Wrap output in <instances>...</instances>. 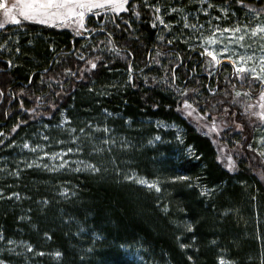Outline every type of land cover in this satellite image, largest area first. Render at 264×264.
<instances>
[{
  "label": "trees",
  "instance_id": "16d2710c",
  "mask_svg": "<svg viewBox=\"0 0 264 264\" xmlns=\"http://www.w3.org/2000/svg\"><path fill=\"white\" fill-rule=\"evenodd\" d=\"M147 1L167 9L168 27L158 23L151 27L155 13L145 6ZM210 1L226 8L230 17L249 13L235 0ZM201 3L130 0L129 10L112 16L110 22L101 15L99 21L107 29L98 28L89 38L31 22L3 30L9 37L0 51V88L6 92L10 87L15 99L9 118L4 114L11 98L0 106V132L5 133L0 137L5 140L0 145V231L13 241L0 240V259L6 264H139L124 248L140 250L151 264H219L220 257L228 264L264 260L262 167L247 148L255 135L254 124L245 103H233L232 92L213 95L208 90L203 75L207 70L192 47L195 33L185 30L180 20L181 15L200 10ZM244 3L264 6V0ZM173 7L178 11L171 12ZM96 56L97 69L88 71L86 61ZM156 59L161 60L157 67ZM173 72L178 76L174 82ZM220 81L233 89L231 75ZM18 98L36 112L22 113ZM184 99L209 113L205 123L215 118L227 125L220 138L200 131L197 126L205 123L196 122L198 113L193 118L177 111ZM62 112L70 120L68 130L59 127ZM21 121L17 132L11 133ZM156 122L181 127L183 145L179 147L176 133L164 132ZM157 135L162 140L156 143ZM45 136L55 146L76 137L78 159L99 171L75 165L26 167L25 162L31 163L36 155L24 150L23 143L42 144ZM13 140V146H6ZM227 140L234 146L241 143L244 151L232 171L218 146ZM188 145L195 158L186 156ZM185 160L190 162L183 168L174 167V162ZM129 175L156 182L161 191L125 179ZM176 175L189 179L173 181ZM203 188L211 189L210 194L201 196ZM56 252L62 255L57 257Z\"/></svg>",
  "mask_w": 264,
  "mask_h": 264
},
{
  "label": "snow or ice",
  "instance_id": "6c2138e0",
  "mask_svg": "<svg viewBox=\"0 0 264 264\" xmlns=\"http://www.w3.org/2000/svg\"><path fill=\"white\" fill-rule=\"evenodd\" d=\"M201 2L203 3L204 0H201ZM235 3L240 4L244 7H248V5H246L244 3V0H235ZM129 0H0V11H2L3 13V19H0V29L5 28V26L8 23H13L16 25H21L23 22H33V23H39L42 25H47L49 27H56V28H60V27H64L66 25H68L69 23L75 26V34L78 36H83L84 34H89L91 35L92 32L96 31L97 29H89L87 27V21L89 19V17H95L97 19H99L103 14H107V13H113L116 15H119L121 12H127L129 10ZM149 8H152L154 10V19L151 20V27L152 28H156L157 27V22H159L160 25H163L165 27H168V25L165 23V20L162 18V16L160 15L161 13V8L159 6L156 5H145ZM213 8V3L208 2L207 3V7L206 8H202L201 11H203L204 15H209V9ZM171 12H177L178 9L173 7L170 9ZM134 15L139 18L140 17V12L139 11H135ZM257 16H259V13H257ZM217 20L221 19L220 16L216 17ZM188 18L184 17V27L188 28V27H192L193 29H195L197 27V25L192 24L189 25V23L187 22ZM125 23L127 24V26L130 28L131 24L128 23L127 21H125ZM106 27V25H105ZM199 27L203 28V25H200ZM100 31H103V28L100 29ZM216 31L218 32H227L231 34V39L230 42H232V40H235L236 43H240L241 41L245 40V36L246 35H251L252 37H256L257 34L259 33L261 35V38H264V24L262 23H256L254 26H251L249 24H244V25H236L232 28H217ZM237 33H240V35H236ZM159 39L163 40L164 37L160 36ZM111 42V41H109ZM172 41L169 40L168 43H171ZM215 41L212 39V37L210 36L207 40V43H214ZM29 43H31V41H29ZM240 47H245L244 44L240 43ZM5 48L4 44H0V50H3ZM15 51L17 53H19L21 51V49L19 47H17L15 49ZM230 50L225 47L220 49L221 53H227ZM207 56L211 57L212 61L215 64H220V59L218 58V55L215 51H211L208 50L207 48H205L204 53ZM157 55H159V53H157ZM232 57H236L235 59H233ZM81 60L84 59V57L81 55L79 57ZM228 59H231L232 64L234 66V70L237 74H241L239 76L240 79H244L245 76L242 74L248 73L251 75V77L253 79L259 80L261 82V84H264V54H261L258 58L259 63H256V56L255 54L253 55H238L236 54V52L233 50L231 56L226 57ZM100 60L99 56H96L92 59H88L86 61V63L88 65H90V68L92 70L97 69V61ZM252 62L251 65H249L248 62ZM8 66L12 67L13 66V61L12 60H8ZM131 69V66H130ZM45 72L48 71V69H44ZM66 71L70 72L72 75H76V73H72L71 69H67ZM211 74V73H210ZM175 79V75L173 72V82ZM129 81H131V76L129 77ZM29 82L31 83V78L29 79ZM62 86V85H61ZM134 86V85H133ZM185 93H182V95H184ZM3 95V92L0 91V96ZM58 95V93H57ZM244 95H249L248 92H245ZM235 96L236 97H240L241 96V92L240 91H236L235 92ZM39 99V98H37ZM260 100L264 101V91L260 92ZM233 103H235V101H233ZM20 107L23 109L24 108V104L23 101H21ZM53 107H55V105H53ZM249 108L252 107V105H248ZM260 108L264 109V103L260 104ZM183 110L185 115L187 116H192L193 113H198L197 114V121H201V120H208L209 119V113L207 111L204 110H197L195 108H193L192 104L189 103L188 99H184L182 104L179 105L177 107V111H181ZM25 111L31 113H35L36 109H25ZM106 111V110H105ZM225 111H227V109H225ZM6 115V114H4ZM253 115H258L260 116L262 119H264V112H260V113H253ZM24 123V121H21L20 123L15 124L12 128H11V133H16L17 129L20 128V124ZM158 126H160L158 124ZM164 127H167V125H164ZM204 127L208 129L209 132H215L217 135H219V133L221 131H223L224 129L227 128V125L221 121L219 124L216 122L215 118H211V124H204ZM237 128H242V125H237ZM75 131V130H73ZM80 132H84L85 129L81 128L79 129ZM105 132H108L109 130L107 128L104 129ZM5 133L0 132V137L4 136ZM45 140L48 139L47 136L44 137ZM176 139L177 140H181V135H180V131L177 130V134H176ZM155 140L156 141H160L162 140V137L160 135L155 136ZM107 143V141H105ZM149 143H152V141H149ZM15 144V141L13 140L11 142V144L6 145V146H13ZM0 145H5V140L4 139H0ZM40 145H36L35 148L32 149V151H36L37 148H39ZM188 151L191 153L193 151L192 146L188 145ZM248 147L251 149L252 145H248ZM23 148L25 149H29L30 145L27 142L23 143ZM73 149L69 148L67 149V152H72ZM261 155H264V152L260 153ZM49 153L44 152L43 156H48ZM43 156L41 157V159H43ZM57 154H52V159H56ZM190 161H176L174 162V167L177 168H183L184 164L189 163ZM66 164H68L67 160H64L61 157V163L58 165V167H64ZM25 166L26 167H32L33 164L32 163H27L25 162ZM39 166V165H38ZM45 168L49 167L47 164L43 165ZM227 168L229 169V171L234 170L235 168V161L233 160L232 156L229 155L227 157ZM88 167L91 169V171L93 172H97L99 171L98 168H96L93 165H88ZM19 172L17 171L15 173V175L18 177L19 176ZM125 179L127 180H133V176H126ZM189 177L186 175H176L172 177L173 181H185L188 180ZM261 179H264V175L261 176ZM137 184L140 185H146L149 188H154L157 192L161 191L159 185L156 182H152L150 183L147 179H137L135 181ZM189 187H191L192 185L189 184ZM199 187V185H197ZM67 191V190H65ZM211 192V189L209 188H203L200 192L201 196H207L209 195ZM11 197H15L17 199H19V194L18 193H12ZM9 197V198H11ZM3 198V193L0 192V199ZM256 197L252 196V200H255ZM187 230L188 231H192L193 230V225L192 224H188L187 226ZM0 240H6L7 243L12 244L13 241H11L10 239H8L5 234L3 233V231H0ZM181 248H185L188 247V245L186 244H181L180 245ZM26 249L28 252H32L33 249L31 248L30 245L26 246ZM43 253H41L42 255ZM55 255L57 257L61 256L62 253L60 252H56ZM192 257H189V260H191ZM0 264H6V260L5 259H0ZM219 264H226L225 260L223 257L219 258ZM261 264H264V260L261 261Z\"/></svg>",
  "mask_w": 264,
  "mask_h": 264
},
{
  "label": "rangeland",
  "instance_id": "374dc122",
  "mask_svg": "<svg viewBox=\"0 0 264 264\" xmlns=\"http://www.w3.org/2000/svg\"><path fill=\"white\" fill-rule=\"evenodd\" d=\"M130 1V0H129ZM165 1V0H162ZM211 2L210 0H204L203 3H201L198 7L200 10H197L196 13H191V14H187V15H181L180 20L183 23V27H184V17H187L188 20L187 22L189 23V25L195 24L197 25V27L195 29H193L192 27H188L185 28V30L188 31H192L193 33H195V37H194V42L192 44V47L195 48V50L199 51L200 53V57L204 58L205 63H204V67L207 71H209L211 74H216L217 70L219 69V67H222L223 73L225 75H232L234 77V81L233 84H236L237 86L240 85H244L245 87L248 88H252V92L253 93H257L256 96L250 97L249 95H244L245 92H241L240 90H234V92H232V96L234 97V101L235 102H239L241 100V102H243L244 105H252L251 108H249L248 106L246 107V110H249V117L252 120V124H254L255 127V135H253L252 138V142L251 144L249 143L248 145H252V148L250 149L249 147H247L250 151H253L254 154L257 156L256 158H258L257 160L259 161L258 163H260L261 165V170H259L260 175H264V155H261V152H264V119H262L260 116L258 115H253V113H260V112H264V109L260 108V104L264 103V101L260 100V93L258 94V92L264 91V84H261V82L259 80L253 79L251 77L250 74L245 73L242 74L245 76L244 79H240L239 76L241 74H237L234 70V66L232 64L231 59H228L226 57L231 56L232 51L234 50L238 55H253L255 54L256 56V63H259V56L261 54H264V38H261V35L258 33L256 37H252L250 34L245 36V40L241 41L240 43L244 44L245 47H240V43H236L235 40H232V42H230L231 39V34L227 33V32H218L216 31L217 28L223 29V28H232L236 25H244V24H249L251 26H254L256 23H262L264 24V6H260V7H256L253 8L251 6L248 5L247 9L249 10V13H246V15L244 16H238V15H234L233 17H230L229 12L226 8H222L219 6H216L215 4H213V8L209 9V15H204L203 11H201L202 8H206L207 7V3ZM212 3V2H211ZM147 5H156L159 6L161 8V13L160 15L162 16V18L165 20L166 22V16L164 15V12L167 9H164L161 7V3L159 4H154L152 1H147ZM201 11V12H199ZM123 13V12H121ZM120 13V14H121ZM218 13V15H216ZM257 13H259V16H257ZM106 16L107 22H110V20L112 19V16L116 15L113 13H107V14H103ZM220 16L221 19L217 20L216 17ZM0 19H3V13L2 11H0ZM105 22V23H107ZM23 23H28V22H23ZM22 23V24H23ZM33 23V22H31ZM159 24V22H157ZM21 24V25H22ZM39 24V23H36ZM92 26H89V25ZM42 25V24H40ZM200 25H203V28L199 27ZM7 26H17L16 24L13 23H8L5 28ZM47 26V25H44ZM159 26H162L159 24ZM49 27V26H48ZM87 27L89 29H107V26L105 27L104 23L100 22L99 19L95 18V17H89L88 21H87ZM171 27V26H170ZM0 29V44H3L2 41H5L9 36H6L3 34V30L5 29ZM58 29H68L69 31L72 32L73 35L77 36V37H81V38H89L91 35L89 34H84L83 36H78L75 34V26L72 24H68L64 27H60ZM93 33V32H92ZM91 33V34H92ZM236 35H240V33H237ZM212 37V39L215 41L214 43H207V40L209 37ZM6 38V39H5ZM5 45V44H4ZM101 46V45H100ZM6 47V45H5ZM227 47L230 51L227 53H221L220 49ZM205 48H207L208 50L211 51H215L218 55V58L220 59V64H215L211 57L207 56L204 53ZM5 49V48H4ZM1 51V50H0ZM233 59H235L236 57H232ZM155 65L156 67L159 66L161 64V60L156 59L155 60ZM249 65L252 64V62H248ZM88 71L92 70L89 67L87 68ZM83 71V70H82ZM131 71H133V69H131ZM256 86V87H255ZM210 91L213 93L214 92V87L211 86ZM236 91H240L241 92V96L240 97H236L235 96V92ZM228 97V96H227ZM240 102V103H241ZM248 102V103H247ZM191 104V103H190ZM184 113V111H183ZM40 117H45L47 115H43V113H38L37 114ZM185 115V113H184ZM187 116V115H185ZM193 118H194V113H193ZM190 116V117H192ZM188 117V116H187ZM190 121L193 123V120L190 119ZM196 122H199L196 120ZM200 122H206V120H201ZM158 124L160 126H158ZM211 124V123H210ZM156 125L158 128L164 130V132L168 133V132H174L177 134V130L180 131V134H182L183 129L175 124L172 123H164V122H156ZM164 125H167V127H164ZM70 126V120L67 118L66 114H64L63 112L61 113L60 116V125L59 127L62 128L63 130H68V127ZM199 127L200 131H204L203 133H207L208 135L214 137V135H217L215 132H209L208 129L203 127V125H199L197 126ZM97 130L96 128H94V131ZM99 130V129H98ZM238 130V129H236ZM72 131V130H71ZM238 133H240V131H237ZM73 132L70 133V137L73 136ZM109 134H107L108 137ZM221 135V134H219ZM217 135L219 138L220 136ZM245 137V134H243ZM85 139H89V137L85 136ZM76 140H78L76 137L70 142V143H64V142H59L58 144H56V146L52 143L49 142V138L47 140H45L44 138H42L41 141H44L42 144H34L32 141L27 142L30 145L29 149H25L26 151H31L32 154H35L36 157L33 158V161L31 162L33 165H39L38 167L47 164L49 167L47 168H52V169H62L65 167H70L71 165H75L78 168H87L88 165L85 162L81 161V158L78 159V157L81 156V152L80 150H77L76 146H78V144L76 143ZM214 140L217 141V137L215 136ZM179 141V147H181L183 145V140L181 137V140ZM218 142V141H217ZM223 142V141H222ZM227 142V144H226ZM226 142L223 143H218L219 149L221 150V155L227 165V157L229 155L232 156L233 160L236 162V159L238 156H242L244 151H243V146H241L242 144L240 143L239 145L235 143L234 145L232 144V142L230 140H227ZM103 143V142H102ZM157 143V141H156ZM105 144V143H104ZM36 145H40L39 148L36 149V151H32L33 148L36 147ZM43 145H45L44 147H42ZM76 145V146H75ZM95 145H97L96 143H93V147H96ZM63 146L64 148L59 150L56 149L57 147ZM72 148L73 151L72 152H67V149ZM47 152L49 153L48 156H43V153ZM186 156L188 158H195V154L194 151H192L191 153L187 150H185ZM52 154H57L56 159H52ZM43 156V159H41V157ZM61 157L64 160L68 161V164H66L64 167H58V165L61 163ZM259 169V168H258ZM137 179H145L141 176H137V175H133V181H136ZM264 182V179H262ZM150 183H152L151 181H149ZM140 185V184H139ZM144 187H147L146 185H141ZM149 188V187H147ZM150 189H154V188H150ZM126 253L134 260H136L139 264H151L149 262H147L145 260V258H143V256L141 255L140 250L137 249H131V248H124ZM2 257V256H1ZM226 262V261H225ZM226 264H228V262H226Z\"/></svg>",
  "mask_w": 264,
  "mask_h": 264
},
{
  "label": "flooded vegetation",
  "instance_id": "af4514ba",
  "mask_svg": "<svg viewBox=\"0 0 264 264\" xmlns=\"http://www.w3.org/2000/svg\"><path fill=\"white\" fill-rule=\"evenodd\" d=\"M201 61H202L201 67H204V63H205L204 58L201 57ZM174 75H175V79L174 80L177 81L178 80V76H177V74H174ZM203 75L205 77H207V81H208L207 88H208V90L211 89V85L213 84V87H214V92L212 93L213 95L219 94V93L227 94L229 92H234V90H240L241 92H248L250 97H253V96L257 95V93L255 94V93L252 92L253 88H248V87H245L244 85L237 86L236 84H233L234 77L232 75H231V82H229V83L231 84V87H233V89L230 88V86L227 84V82H225V81L221 82L220 81L221 78L225 75L223 73L222 67H219V69L217 70V73L214 74V75L210 74L209 71H205V73H203ZM0 91L3 92V95L1 96V100H0V106L5 102V100L7 98H11V101L6 105V108H5L6 118H9V117H11V114L9 113L10 107H11V104L15 100L14 97L12 96V89L10 87H8L6 92H5L2 88H0ZM260 92H261V90H260ZM260 92H258V94ZM21 101H23V100L21 98H18L19 107H20ZM33 103L34 104H32V105L35 106V102H33ZM23 104H24V108L22 109L20 107L21 112L30 114L29 112L25 111V109H32V108L28 107L27 104L24 103V101H23ZM247 106L248 105H245V108ZM34 109H36V108H34ZM248 112H250V111H248Z\"/></svg>",
  "mask_w": 264,
  "mask_h": 264
}]
</instances>
